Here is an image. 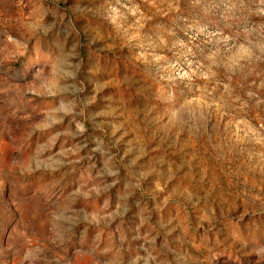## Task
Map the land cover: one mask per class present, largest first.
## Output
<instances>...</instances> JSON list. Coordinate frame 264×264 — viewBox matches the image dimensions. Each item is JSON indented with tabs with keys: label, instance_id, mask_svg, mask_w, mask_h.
Here are the masks:
<instances>
[{
	"label": "rangeland",
	"instance_id": "1",
	"mask_svg": "<svg viewBox=\"0 0 264 264\" xmlns=\"http://www.w3.org/2000/svg\"><path fill=\"white\" fill-rule=\"evenodd\" d=\"M0 264H264V0H0Z\"/></svg>",
	"mask_w": 264,
	"mask_h": 264
}]
</instances>
